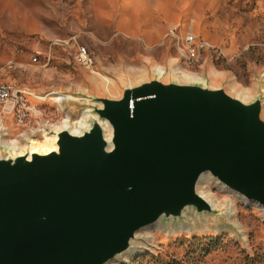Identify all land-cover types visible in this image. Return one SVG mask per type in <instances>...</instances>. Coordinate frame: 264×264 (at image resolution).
<instances>
[{
    "label": "water",
    "instance_id": "water-1",
    "mask_svg": "<svg viewBox=\"0 0 264 264\" xmlns=\"http://www.w3.org/2000/svg\"><path fill=\"white\" fill-rule=\"evenodd\" d=\"M125 81L118 97L59 96L83 110L85 126L53 128L55 150L0 142V264L138 254V234L217 214L198 191L206 178L264 212L263 94L243 100L165 69Z\"/></svg>",
    "mask_w": 264,
    "mask_h": 264
},
{
    "label": "rangeland",
    "instance_id": "rangeland-1",
    "mask_svg": "<svg viewBox=\"0 0 264 264\" xmlns=\"http://www.w3.org/2000/svg\"><path fill=\"white\" fill-rule=\"evenodd\" d=\"M187 35L205 46L196 65L186 62ZM78 47L88 50L110 84L74 61ZM0 63L10 64L2 79L29 93L26 107L33 111L20 122L0 107V142L9 148L15 141L19 150L35 147L32 142L47 148L55 126L83 115L51 96L118 97L121 80L139 83L152 68L165 69L174 81L200 77L227 89L234 84L249 98L264 96V0H0ZM198 191L217 214L138 234L141 249L126 264L172 258L184 264H264V212L208 178Z\"/></svg>",
    "mask_w": 264,
    "mask_h": 264
},
{
    "label": "built area",
    "instance_id": "built-area-1",
    "mask_svg": "<svg viewBox=\"0 0 264 264\" xmlns=\"http://www.w3.org/2000/svg\"><path fill=\"white\" fill-rule=\"evenodd\" d=\"M203 49H205V46L202 43L197 42L194 36L187 35L184 38L183 50L185 51L186 62L188 65L198 64V53ZM74 61L88 74L99 76L103 80V82L107 79L106 77H102L97 72L94 58L89 54L88 50L85 47H78L76 49L74 54ZM10 67V64L0 63V107H2L4 114H14L17 116L18 120L22 122V120L26 119V117L29 116L30 112L33 111L30 108L26 107V96L29 95V93L26 92V90L17 87L16 84L2 79V76L7 74V71L8 69H10ZM35 98L40 99L39 97ZM45 98H42V100H44ZM56 98L58 97L51 96L50 99H52L53 101H50L55 104L60 103L61 100L58 102L54 101L56 100Z\"/></svg>",
    "mask_w": 264,
    "mask_h": 264
},
{
    "label": "bare ground",
    "instance_id": "bare-ground-1",
    "mask_svg": "<svg viewBox=\"0 0 264 264\" xmlns=\"http://www.w3.org/2000/svg\"><path fill=\"white\" fill-rule=\"evenodd\" d=\"M26 20H28V18H26L24 21H22V23L27 24L25 22ZM152 70H153V72H160V71L163 70V68H159V69L158 68H152ZM197 79H199V77H196L194 80H197ZM104 83H105V85L110 84L109 80H107V79L104 80ZM229 91L232 92V93H234L237 97H240L243 100L249 99V94H246V90H245V92H243L244 90L241 92V90H239L238 86L236 87L234 84H232L229 87ZM61 99L62 98H60L58 96V98H56V100H54V101H57L58 102ZM84 126H85V117H84V115H82L78 120L72 121V122L68 118H65L63 120V122L61 123V126L60 127L59 126H56L55 128L58 130V129H62V128H66L67 127V128H69L70 132L72 134H74V133H78L79 132V128H82ZM101 127L103 129L105 139H106V141H108L109 140V137H110V129L105 124H102ZM0 130H4V129L0 127ZM50 142L53 143L54 142V138H50ZM44 144H47V143L44 142ZM32 145L35 146V147L32 148L33 150H37V148H38V149H40V152L41 153H47L49 151L55 150V148L53 147V145H50L47 148L39 147V146H42L43 145V142L42 143L32 142ZM17 146L18 145L15 143V141H12L11 144H10V147H11L12 150H15ZM135 254H137V252H134L131 255H125V256H123L122 259L116 260V262H114L113 264H126L127 262L130 261V259L134 258L133 256Z\"/></svg>",
    "mask_w": 264,
    "mask_h": 264
},
{
    "label": "trees",
    "instance_id": "trees-1",
    "mask_svg": "<svg viewBox=\"0 0 264 264\" xmlns=\"http://www.w3.org/2000/svg\"><path fill=\"white\" fill-rule=\"evenodd\" d=\"M209 241L217 242V240H215V239H212V240H209ZM216 245L217 244L214 243V244H211L209 246H205L204 253H209L211 250H213L216 247ZM158 263L159 264H184V263H181L180 261H178V260H176L174 258L168 260L167 262H165L164 260H158ZM187 263H188V261H187ZM189 263H190V261H189Z\"/></svg>",
    "mask_w": 264,
    "mask_h": 264
}]
</instances>
